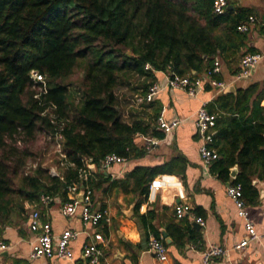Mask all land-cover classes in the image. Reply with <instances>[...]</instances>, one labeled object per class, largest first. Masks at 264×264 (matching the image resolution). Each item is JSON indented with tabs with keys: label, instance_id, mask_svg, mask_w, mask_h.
Returning a JSON list of instances; mask_svg holds the SVG:
<instances>
[{
	"label": "trees",
	"instance_id": "trees-1",
	"mask_svg": "<svg viewBox=\"0 0 264 264\" xmlns=\"http://www.w3.org/2000/svg\"><path fill=\"white\" fill-rule=\"evenodd\" d=\"M248 14L244 8L218 14L214 0H0V225L17 224L26 202H39L43 194L67 201L68 184L88 163L101 167L111 153L127 159L144 154L138 133L164 134L155 123L127 114L117 89L136 77L148 81L141 84L145 92L156 71L204 74L217 56L241 48L238 40L247 32L239 24ZM32 69L47 76L43 102L55 104L68 119L64 151L74 166H60L63 178L51 175L43 162L27 170L30 159H39L33 148L39 135L56 129L43 114L48 105L35 98ZM263 98L264 82L221 93L210 104L218 112L213 146L220 157L214 172L229 180L237 166L232 183L242 184L248 203L258 196L253 180H264ZM17 136L25 148L16 145ZM172 164L136 167V185L146 176L173 172ZM108 179L104 172L93 173L91 187ZM142 193L148 196V185Z\"/></svg>",
	"mask_w": 264,
	"mask_h": 264
},
{
	"label": "crops",
	"instance_id": "crops-1",
	"mask_svg": "<svg viewBox=\"0 0 264 264\" xmlns=\"http://www.w3.org/2000/svg\"><path fill=\"white\" fill-rule=\"evenodd\" d=\"M229 6L244 8L249 12L248 16L254 15L257 19L247 31L244 41L238 40L242 44L240 49H236L234 54L224 53L219 56L223 70L221 78L232 83L235 72L241 67L243 55L258 53L262 55V59L253 69L252 75L231 85L238 89L263 83L264 0H231ZM155 75L153 82L164 81V71H156ZM147 82L145 78L138 79L136 94L142 91L141 84ZM226 92L228 91L220 92L210 84L195 97L183 90H164L153 101H145L141 105L124 102L120 97L127 114L155 123L158 132L164 135L138 133L136 143L145 149L144 154H135L125 164L116 163L107 170L97 166L92 169L93 173L104 172L109 178L102 187L94 189L93 208L108 210L110 221H103L99 227L91 223L85 224L80 207L76 214L67 216L62 212L65 201L62 197L55 196L49 203L41 204L40 209L43 218L51 221L56 234L66 229L79 231V235L70 242L74 259H31L29 254L36 233L29 227L27 201L26 212L21 215L18 223L2 227L0 237L11 247L0 255V264H85L87 258L83 253L84 248L93 241L98 231L104 236V241L98 242L104 252L99 264H194L201 260L203 251L212 244L223 246L229 251L225 256L215 257L211 264H264V180H253L258 196L253 202L246 201L261 237L252 240L245 248L235 249V244L246 236L245 221L238 215L235 201L227 192L229 184L235 178L232 175L229 180L220 178L214 172L215 161L206 168L200 154L202 139L197 130L196 112L203 104L210 110V104L217 96ZM261 105L264 106V98ZM163 111L168 120H181L170 135L160 130L156 123L157 117ZM212 112L218 114L216 111ZM149 142L152 143L150 149L147 147ZM168 163H173L170 166L174 169L173 172L158 173L156 177L164 173L180 177L186 198L180 199L175 188L166 187L159 190L154 201H149L143 195L142 188L150 186L156 177H144V184L139 187L132 173L138 166L159 168ZM95 179L101 180L99 176ZM113 181L117 183L113 184ZM179 204L188 205L196 216L204 218L205 223L200 224L189 213L178 217L176 208ZM142 215H145L144 218ZM195 222L200 224V228L194 226ZM156 231L168 247L169 257L166 262H161L150 249L149 243L151 237H156ZM164 232L171 242L167 241Z\"/></svg>",
	"mask_w": 264,
	"mask_h": 264
},
{
	"label": "built area",
	"instance_id": "built-area-1",
	"mask_svg": "<svg viewBox=\"0 0 264 264\" xmlns=\"http://www.w3.org/2000/svg\"><path fill=\"white\" fill-rule=\"evenodd\" d=\"M229 7L228 0H214V10L218 14H224ZM256 16L250 15L247 19L242 20L239 24V30L247 32L253 23L256 22ZM262 55L258 53H247L241 58V70L234 75L232 83L246 79L252 75L253 69L261 61ZM147 68H151L147 64ZM222 60L217 56L214 64L202 75H181L172 71H164L165 78L163 82H153L148 89L143 92L135 94V103L141 105L145 101L151 102L164 90H183L190 96H197L207 84L217 88L220 92L226 90L232 83L222 79L216 78L217 75L222 74ZM30 76L34 81L33 88L36 90L35 98L42 104L48 106L43 114L48 115L51 122L55 124V132H44L49 143L54 141L53 150L57 156L59 164L50 166V174L63 178L61 167H73L74 163L69 161L64 151L65 140V126L68 122L67 118L59 116L56 112L57 106L51 102H43V96L48 93V79L45 74L38 69H32ZM218 114L210 111L206 104L199 107L196 112L197 130L202 139L200 147V154L206 168L220 157L216 147L213 146L215 141V129L217 126ZM157 126L166 135H170L181 123L180 119L168 120L165 117L164 111L156 119ZM21 143V141H19ZM151 142L148 143V148H151ZM127 158L116 154H108L102 161L101 168L107 170L111 165L120 163L125 164ZM38 162H30L28 170L37 167ZM91 163L87 164L86 168L79 169L78 180H74L67 186L68 200L62 206L63 214L72 216L76 214L78 208L81 210V217L85 224H93L99 227L103 221L109 222L110 216L106 209L94 210L93 208V194L94 189L91 187L90 181L93 176ZM172 187L177 190V196L180 199L186 198L183 182L180 177L175 174L164 173L154 178L149 186L148 200L154 201L156 196L162 188ZM228 195L235 201L238 215L245 221L246 236L240 242L236 243L235 249L245 248L252 240L261 237V234L256 229L255 223L251 218L248 204L243 197V187L241 183H231L227 188ZM83 195V201L79 196ZM53 199L52 196L43 194L39 202H28L26 208L29 211V227L36 233L32 248L30 250V258L37 259L40 257L60 258L73 260L74 252L70 247V242L79 235V231L74 229H66L60 234H56L51 221L43 218V212L40 209L41 204L49 203ZM178 217H183L185 214H192L196 217L200 224H204V218L196 216V214L189 208L188 205L179 204L176 208ZM99 241H104L103 234L98 231L91 243L85 246L84 255L87 258L85 264H99L103 255V249L98 245ZM150 249L154 252L156 257L161 262L168 260V247L163 238L151 237ZM11 247L6 241L0 237V255L2 252L9 250ZM228 249L219 245H210L203 251L200 261L194 264H211L215 257H221L228 254Z\"/></svg>",
	"mask_w": 264,
	"mask_h": 264
},
{
	"label": "rangeland",
	"instance_id": "rangeland-1",
	"mask_svg": "<svg viewBox=\"0 0 264 264\" xmlns=\"http://www.w3.org/2000/svg\"><path fill=\"white\" fill-rule=\"evenodd\" d=\"M78 76L79 74H77L74 78L77 79ZM137 82H138V78L135 77L132 79L129 85H125L117 89V94L123 98L124 102L133 103V104L135 103V94H136L135 90L137 89ZM44 134L45 133L42 132L39 135L36 143L33 145L34 150L37 152V158H39L37 160H41V161L30 159L29 163L34 161H37L38 163L43 162L44 166L50 167L52 165L57 164L58 159L56 154L54 153L53 147H51V144L48 142ZM16 138L18 140H21V143H19V141L16 142V145L20 149H23L25 148V146H27L26 142L24 141V138H22L21 136H17ZM41 155L42 157H40Z\"/></svg>",
	"mask_w": 264,
	"mask_h": 264
},
{
	"label": "water",
	"instance_id": "water-1",
	"mask_svg": "<svg viewBox=\"0 0 264 264\" xmlns=\"http://www.w3.org/2000/svg\"><path fill=\"white\" fill-rule=\"evenodd\" d=\"M229 8H232V6H229ZM235 85H229L228 86V88L226 89L227 91H235ZM91 169H95V167H96V165L94 164V163H92L91 165ZM237 173H238V167L237 166H235V167H233L232 168V171H231V175L235 178L236 176H237ZM83 195H80L79 196V199L81 200V201H83ZM133 211V210H132ZM134 212V211H133ZM194 226L196 227V228H200V224H198V223H194ZM164 234H165V236H166V238H167V241L168 242H171V239H169L168 238V236H167V233L166 232H164ZM2 235V225H0V236Z\"/></svg>",
	"mask_w": 264,
	"mask_h": 264
}]
</instances>
